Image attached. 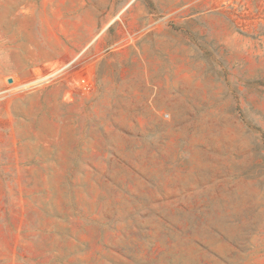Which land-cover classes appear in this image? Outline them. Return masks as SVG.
<instances>
[{
    "label": "rangeland",
    "instance_id": "374dc122",
    "mask_svg": "<svg viewBox=\"0 0 264 264\" xmlns=\"http://www.w3.org/2000/svg\"><path fill=\"white\" fill-rule=\"evenodd\" d=\"M0 264H264V0H0Z\"/></svg>",
    "mask_w": 264,
    "mask_h": 264
}]
</instances>
